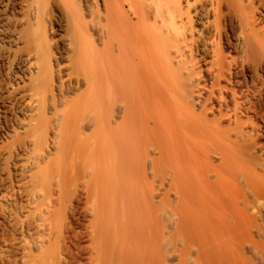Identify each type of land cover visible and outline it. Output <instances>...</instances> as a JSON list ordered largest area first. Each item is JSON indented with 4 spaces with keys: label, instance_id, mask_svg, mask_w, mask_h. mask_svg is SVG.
<instances>
[{
    "label": "bare ground",
    "instance_id": "6f19581e",
    "mask_svg": "<svg viewBox=\"0 0 264 264\" xmlns=\"http://www.w3.org/2000/svg\"><path fill=\"white\" fill-rule=\"evenodd\" d=\"M0 264H264V0H0Z\"/></svg>",
    "mask_w": 264,
    "mask_h": 264
}]
</instances>
